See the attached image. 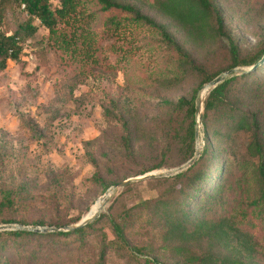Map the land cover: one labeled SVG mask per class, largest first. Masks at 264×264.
<instances>
[{"label":"rangeland","instance_id":"1","mask_svg":"<svg viewBox=\"0 0 264 264\" xmlns=\"http://www.w3.org/2000/svg\"><path fill=\"white\" fill-rule=\"evenodd\" d=\"M129 1L144 4V12L158 22L171 23L151 7L152 0ZM215 1L222 10L224 27L237 40L241 53L264 45V0ZM15 15L19 20L27 18L18 6ZM103 28L102 17L90 21L97 36ZM172 30L195 64L212 66L226 57L225 39H204L176 25ZM47 34L39 27L25 41L19 60H9L0 73V201L2 190H24L12 206L0 207V224L43 221L46 225L41 226H50L55 220L82 218L105 192L106 184L140 175L139 171L152 166L158 167L149 171L175 168L185 156L178 139L170 137V144L167 142L173 127L168 129L170 111L162 101L190 99L202 77L177 65L175 53L156 31L129 24L109 40L100 35V41L120 55L106 67H83L52 47L46 48V64L41 63L35 50L45 43ZM255 103L246 101L245 105L250 108ZM121 115L129 123L130 145L121 138L125 134ZM175 118L179 123L182 116ZM204 134L201 121L202 148ZM247 141V134H233L222 148L241 158L246 155ZM214 148L218 157L216 144ZM88 151L93 152L98 170L89 163ZM131 186L126 191L118 188L101 211L103 215L96 218L85 258L71 249H57L52 240L2 235L0 264H92L89 258L99 250V240L113 238L111 220L137 200L155 196L166 183L144 179ZM152 232L151 228H133L127 237L136 246L150 244L161 262L175 263L178 256L161 246L157 236L149 235ZM138 257V263H144L145 256ZM130 260L127 252L108 247L107 264Z\"/></svg>","mask_w":264,"mask_h":264},{"label":"trees","instance_id":"2","mask_svg":"<svg viewBox=\"0 0 264 264\" xmlns=\"http://www.w3.org/2000/svg\"><path fill=\"white\" fill-rule=\"evenodd\" d=\"M21 4L27 14L24 20L15 15L16 6L21 8ZM149 4L171 23L158 22L144 12V4L129 0H0V73L9 60H19L25 52V41L33 38L39 27L48 33L44 45L35 50L41 63L46 64V48L52 47L83 67H106L112 58L120 57L112 46L100 41V35L109 40L129 24L152 29L173 50L177 65L202 77L190 99L162 101L170 111L168 129L173 127L167 142L178 139L185 154L184 163L195 149V96L200 86L232 67L256 64L264 54V45L241 53L237 40L224 27L222 10L215 0H152ZM98 16L102 17L104 28L97 36L90 29V21ZM174 25L204 39H225L226 57L212 66L195 64L172 30ZM124 65L120 69L124 70ZM252 100L255 106L248 108L245 102ZM175 115L182 116L179 123ZM119 119L125 131L121 136L123 143L130 145L133 137L129 123L123 115ZM202 123L205 143L198 159L175 175L150 178L166 186L155 196L137 200L111 220L113 238L106 240L104 236L99 240V250L89 258L92 264H107L108 247L127 252L131 259L127 264H167L156 257L150 244L136 246L130 242L127 232L133 228H151L149 235L157 236L161 246L178 256L173 264H264V61L247 73L232 74L217 84L204 99ZM238 133L248 136L246 155L234 158L222 145ZM86 155L98 170L93 152ZM114 183L106 184L104 191ZM131 185L121 188L126 191ZM2 191L0 207L12 206L24 190ZM80 219L81 216L71 222L55 220L49 225L63 226ZM98 220L73 231L4 230L0 237L48 239L57 249H71L85 258L89 236ZM30 224L46 225L43 221ZM140 255L145 256L144 263H138Z\"/></svg>","mask_w":264,"mask_h":264},{"label":"water","instance_id":"3","mask_svg":"<svg viewBox=\"0 0 264 264\" xmlns=\"http://www.w3.org/2000/svg\"><path fill=\"white\" fill-rule=\"evenodd\" d=\"M264 61V54L261 59L252 66H238L232 67L227 71H223L217 76H215L210 81L202 84L198 91L196 92L195 96V124H194V132H195V149L194 153L186 162L182 163L181 165L167 169V170H156V171H148L140 175L130 176L127 177L119 182H116L109 186L105 192L98 197V205L93 212H88L85 216H83L79 221L76 223L63 225V226H32V225H24V224H16V223H7V224H0V231L1 230H27L32 232L38 233H46V232H58V231H73L79 228H82L91 222H93L96 218L99 217L101 211L105 207V205L109 202L113 194L118 188L124 187L132 182L150 178H158V177H168L175 175L187 168H189L194 162L198 159L202 145H203V138L202 142L199 138V132L201 127L202 121V108L203 102L205 97L209 94V92L219 83L224 81L232 74H240V73H247L253 70L257 65L261 64Z\"/></svg>","mask_w":264,"mask_h":264},{"label":"bare ground","instance_id":"4","mask_svg":"<svg viewBox=\"0 0 264 264\" xmlns=\"http://www.w3.org/2000/svg\"><path fill=\"white\" fill-rule=\"evenodd\" d=\"M97 205H98V199L90 206V208H89V210L87 211V213L90 211V212H93L95 209H96V207H97ZM86 213V214H87ZM85 214V215H86ZM84 215V216H85Z\"/></svg>","mask_w":264,"mask_h":264},{"label":"built area","instance_id":"5","mask_svg":"<svg viewBox=\"0 0 264 264\" xmlns=\"http://www.w3.org/2000/svg\"><path fill=\"white\" fill-rule=\"evenodd\" d=\"M25 5L24 4H21V8L24 9ZM32 57V56H31Z\"/></svg>","mask_w":264,"mask_h":264}]
</instances>
